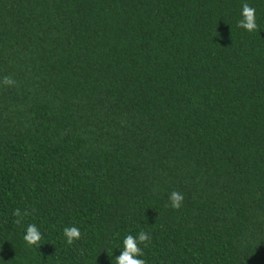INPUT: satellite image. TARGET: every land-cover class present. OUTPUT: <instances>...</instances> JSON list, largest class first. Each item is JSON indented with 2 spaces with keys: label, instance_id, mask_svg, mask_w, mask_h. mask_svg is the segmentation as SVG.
I'll list each match as a JSON object with an SVG mask.
<instances>
[{
  "label": "trees",
  "instance_id": "16d2710c",
  "mask_svg": "<svg viewBox=\"0 0 264 264\" xmlns=\"http://www.w3.org/2000/svg\"><path fill=\"white\" fill-rule=\"evenodd\" d=\"M141 230L146 264H264V0H0V264H115Z\"/></svg>",
  "mask_w": 264,
  "mask_h": 264
},
{
  "label": "clouds",
  "instance_id": "9594fccd",
  "mask_svg": "<svg viewBox=\"0 0 264 264\" xmlns=\"http://www.w3.org/2000/svg\"><path fill=\"white\" fill-rule=\"evenodd\" d=\"M236 25L238 28L247 32H253L258 29L256 22V10L251 7L249 3L245 2L241 6L240 19L237 20ZM3 84L12 86L15 84V80L11 76H7L3 80ZM184 196L182 193L172 191L168 195L169 206L173 209H180ZM28 215L27 211H22L17 208L13 212V216L16 218L15 223L22 225L24 218ZM81 236V230L77 226L64 227L62 230L63 242L67 245H73ZM43 239V233L41 229L35 223H29L24 226L23 240L29 246H35L39 248ZM150 235L144 230L139 231L135 236L127 234L122 239V247L120 254L115 257V264H146V261L142 259L144 253L140 247L141 244L144 247L148 246Z\"/></svg>",
  "mask_w": 264,
  "mask_h": 264
}]
</instances>
